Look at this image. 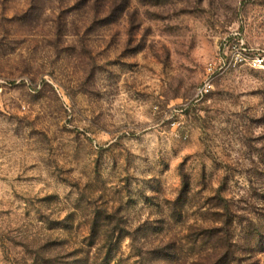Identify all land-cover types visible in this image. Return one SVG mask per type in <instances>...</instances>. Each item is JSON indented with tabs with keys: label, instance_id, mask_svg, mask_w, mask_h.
<instances>
[{
	"label": "rangeland",
	"instance_id": "1",
	"mask_svg": "<svg viewBox=\"0 0 264 264\" xmlns=\"http://www.w3.org/2000/svg\"><path fill=\"white\" fill-rule=\"evenodd\" d=\"M258 51L264 0H0V264H264Z\"/></svg>",
	"mask_w": 264,
	"mask_h": 264
},
{
	"label": "built area",
	"instance_id": "2",
	"mask_svg": "<svg viewBox=\"0 0 264 264\" xmlns=\"http://www.w3.org/2000/svg\"><path fill=\"white\" fill-rule=\"evenodd\" d=\"M236 60H246L248 65L252 68H261L264 67V51H258L255 52L252 55L246 56L242 55V52H238L235 56ZM212 86L211 80L208 79L205 83L200 85L199 87V93L204 94V92H207Z\"/></svg>",
	"mask_w": 264,
	"mask_h": 264
}]
</instances>
